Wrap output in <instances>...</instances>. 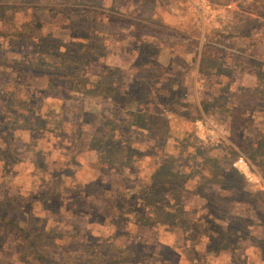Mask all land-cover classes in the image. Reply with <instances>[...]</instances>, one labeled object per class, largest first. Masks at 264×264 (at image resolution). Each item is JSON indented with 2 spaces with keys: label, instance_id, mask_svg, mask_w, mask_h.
I'll return each mask as SVG.
<instances>
[{
  "label": "rangeland",
  "instance_id": "1",
  "mask_svg": "<svg viewBox=\"0 0 264 264\" xmlns=\"http://www.w3.org/2000/svg\"><path fill=\"white\" fill-rule=\"evenodd\" d=\"M239 154L264 0H0V264H264Z\"/></svg>",
  "mask_w": 264,
  "mask_h": 264
},
{
  "label": "built area",
  "instance_id": "2",
  "mask_svg": "<svg viewBox=\"0 0 264 264\" xmlns=\"http://www.w3.org/2000/svg\"><path fill=\"white\" fill-rule=\"evenodd\" d=\"M196 12L199 14L198 10ZM202 124V120H197L195 122V125L198 129H201ZM211 127L214 128L212 125ZM231 165L241 172L248 182L254 183L256 185L258 184L260 186L262 185L261 175L253 168L250 160L243 154L235 156L231 161Z\"/></svg>",
  "mask_w": 264,
  "mask_h": 264
},
{
  "label": "crops",
  "instance_id": "3",
  "mask_svg": "<svg viewBox=\"0 0 264 264\" xmlns=\"http://www.w3.org/2000/svg\"><path fill=\"white\" fill-rule=\"evenodd\" d=\"M5 94V91H3L2 90V92H1V94ZM224 159V156H221V157H218V156H216V158L215 159H213V161H215V162H219V160H223ZM212 170V169H211ZM214 170V169H213ZM212 170V171H213ZM219 171H222L221 169L219 170ZM215 174V173H214ZM260 190H264V187L263 186H260V187H258ZM245 216V215H244ZM251 218V217H250Z\"/></svg>",
  "mask_w": 264,
  "mask_h": 264
}]
</instances>
